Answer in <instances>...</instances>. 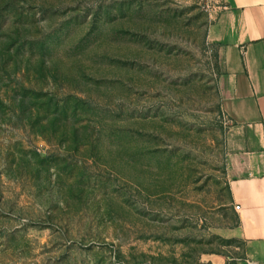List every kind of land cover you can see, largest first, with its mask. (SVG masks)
Masks as SVG:
<instances>
[{
  "label": "rangeland",
  "instance_id": "rangeland-1",
  "mask_svg": "<svg viewBox=\"0 0 264 264\" xmlns=\"http://www.w3.org/2000/svg\"><path fill=\"white\" fill-rule=\"evenodd\" d=\"M217 4L0 0V264L240 253L216 232L233 222Z\"/></svg>",
  "mask_w": 264,
  "mask_h": 264
},
{
  "label": "crops",
  "instance_id": "crops-1",
  "mask_svg": "<svg viewBox=\"0 0 264 264\" xmlns=\"http://www.w3.org/2000/svg\"><path fill=\"white\" fill-rule=\"evenodd\" d=\"M217 1L205 37L218 57L215 88L229 122L224 175L233 222L216 232L242 248L231 258L209 253L205 259L264 264V0Z\"/></svg>",
  "mask_w": 264,
  "mask_h": 264
},
{
  "label": "trees",
  "instance_id": "trees-1",
  "mask_svg": "<svg viewBox=\"0 0 264 264\" xmlns=\"http://www.w3.org/2000/svg\"><path fill=\"white\" fill-rule=\"evenodd\" d=\"M230 241V240H229ZM230 260H228V261H226V263L225 264H235V262L233 261V262H229Z\"/></svg>",
  "mask_w": 264,
  "mask_h": 264
},
{
  "label": "built area",
  "instance_id": "built-area-1",
  "mask_svg": "<svg viewBox=\"0 0 264 264\" xmlns=\"http://www.w3.org/2000/svg\"><path fill=\"white\" fill-rule=\"evenodd\" d=\"M234 208L237 210V209H239V206H238V205H236V206H234Z\"/></svg>",
  "mask_w": 264,
  "mask_h": 264
}]
</instances>
